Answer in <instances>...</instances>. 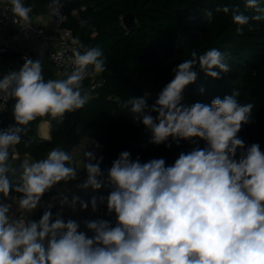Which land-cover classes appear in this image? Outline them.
Here are the masks:
<instances>
[{
    "label": "clouds",
    "instance_id": "9594fccd",
    "mask_svg": "<svg viewBox=\"0 0 264 264\" xmlns=\"http://www.w3.org/2000/svg\"><path fill=\"white\" fill-rule=\"evenodd\" d=\"M10 3L14 22L29 23L32 6L22 0ZM47 7L60 14V0H51ZM246 7L264 13L257 0H246ZM216 11L228 13L229 8ZM206 16L210 21L212 13ZM232 18L238 25L249 22L239 13ZM73 43L84 48L78 39ZM224 55L215 48L199 56L192 51L191 59L173 69L174 78L151 107L148 93L124 104L130 105L134 120L151 130L152 143L164 144L171 137L179 144L198 137L208 147L182 152L169 167L162 158L142 164L139 158L130 159L128 151L122 152L108 170V182L115 190L107 197V208L115 213V226L109 221H85L94 233L90 238L78 231L80 225L74 220L64 222L57 216L53 222L51 211H45L38 222H26L24 215L36 209L54 185L76 179L72 155L54 148L45 159L22 162L15 185L8 178L15 174L8 161L9 149L21 142L30 122L44 117L63 122L65 113L83 108L92 99L87 90L82 92V81L105 71L101 50H73L68 59L74 69L66 79L45 81L41 61L29 58L18 72L4 75L0 92L16 101L17 126L0 131V194L5 199L11 191L21 195L18 200L13 197L19 216L9 215L12 205L0 202V264H264V152L258 143L245 147L237 135L252 122L254 102L240 103L239 92H234L212 99L210 105L182 103L185 88L197 79L196 65L213 79L230 71ZM84 155L87 179L79 187L98 190L103 157L97 159L92 151ZM78 199L73 197V206ZM64 203L67 198L61 200ZM91 205L96 211L95 197ZM80 207L86 209L88 204L81 202Z\"/></svg>",
    "mask_w": 264,
    "mask_h": 264
},
{
    "label": "trees",
    "instance_id": "16d2710c",
    "mask_svg": "<svg viewBox=\"0 0 264 264\" xmlns=\"http://www.w3.org/2000/svg\"><path fill=\"white\" fill-rule=\"evenodd\" d=\"M50 2L22 0L25 6H32V18L46 12ZM62 5L68 14L66 25L73 30L80 44L84 48L101 50L105 71L90 75L86 80L82 92L87 90L92 99L83 108L65 113L63 122L51 117L37 118L25 126L21 142L14 146L20 154H30L39 161L54 148L71 154L81 140L94 138L99 145L94 147V155L97 159L103 157L100 168L106 175L103 202L96 201L97 221H109L115 226V213L107 208V197L115 190L108 182V170L122 152L128 151L130 159L139 158L142 164L162 158L165 167H169L182 152L208 147L207 142L198 137L180 140L179 144L169 137L164 144L156 145L151 142V130L134 120L130 105L124 107L129 99L143 97L145 93L149 94L147 103L151 107L157 94L174 78L173 69L191 59L192 51L199 56L210 49H218L225 54L224 62L230 71L213 79L196 65L193 70L197 72V79L185 88L182 103L189 107L197 102L210 105L216 97L223 99L239 92L237 100L240 103L254 102L255 107L252 122L244 125L237 135L244 140L245 147L258 143L264 152V19H252L255 15L264 16V13L246 7V0H74L62 2ZM82 6L86 9L82 10ZM225 6L229 8L228 13L216 11ZM257 7L264 9V0H257ZM209 11L212 13L210 21L206 16ZM74 12L79 15L75 16ZM130 12L135 13L137 23L127 29L123 18ZM234 13L249 17V22L236 24L232 18ZM237 28L241 31L237 32ZM11 58L10 54H0V61ZM36 60L41 61L45 81L58 79L48 57L42 55ZM88 69L91 72L92 66ZM99 80L102 85L91 88ZM15 102L11 99L8 104V121L15 122ZM152 115L155 117L157 113ZM44 119L51 124L49 139H42L37 133L36 126ZM134 146L137 149L133 150ZM236 158L239 159V150ZM75 168L76 179L60 183H77L87 174L84 165ZM4 201L0 194V202Z\"/></svg>",
    "mask_w": 264,
    "mask_h": 264
},
{
    "label": "built area",
    "instance_id": "2783aa9c",
    "mask_svg": "<svg viewBox=\"0 0 264 264\" xmlns=\"http://www.w3.org/2000/svg\"><path fill=\"white\" fill-rule=\"evenodd\" d=\"M65 1L74 0H60L59 15L52 14L49 8L46 11L56 26L55 30L52 31L41 23L36 22L32 17L27 24L15 23V18L10 10L12 7L10 0H0V54H10L12 56L11 59L0 61V79L9 72H18L25 63V58L36 61L42 55L51 60L58 79H66L67 75L71 74L74 65L69 62L68 58L73 55V50L79 49L81 51V48L79 45L73 43L76 40L74 32L66 25L68 14L64 11L62 5V2ZM81 9L85 10L86 6H82ZM89 76H86L82 81V87ZM97 85H102V81L99 80L91 88ZM11 99L3 92H0V131L17 126L15 122L6 120L8 104ZM96 145L97 142L94 138L81 140L70 154L73 157L71 166L76 167L78 160H82L81 166L87 163L88 161L84 153L86 151L94 153ZM9 150L11 151L10 160L13 162L10 161L9 166L15 170V174H9L8 178L9 180L15 178L19 181V175L22 172L21 163L27 161L31 164L36 162V160L30 154H20L16 146H12ZM13 153L15 154V159L12 158ZM101 172L102 176L98 179L102 181V187L98 190H94L91 187L87 189L79 187V185L86 181L87 174L77 183H58L54 185L50 189L51 191L41 198L36 209L24 214L26 222H38L42 217L39 215L41 212L51 211L53 213V222L57 216L64 222H67L69 219L74 220L80 225L78 231L84 232L89 238L92 237L94 233L87 229L85 221H97V212L93 211L91 200L93 197L96 198V201L101 200L103 191L106 188V175L103 171ZM13 197L17 198V200L19 198L18 194L10 193L4 202L12 205L9 215L19 216L20 213L17 211V204L14 203ZM73 197L79 198L75 206L72 205ZM64 198H67V203L62 205L61 200ZM81 202L87 203L88 207L82 210L80 207Z\"/></svg>",
    "mask_w": 264,
    "mask_h": 264
},
{
    "label": "crops",
    "instance_id": "0c3cea01",
    "mask_svg": "<svg viewBox=\"0 0 264 264\" xmlns=\"http://www.w3.org/2000/svg\"><path fill=\"white\" fill-rule=\"evenodd\" d=\"M75 16H78L79 14H78V12H74L73 13ZM36 22H38V23H41L42 25H44L47 29H49V30H55V23L53 22V20L48 16V14L46 13V12H44V13H41V14H39L38 16H36L35 18H33ZM43 121H46L47 123H48V126H49V136H44L43 134H42V122ZM38 128L40 129V131H39V129H38V136L40 137V138H42V139H49L50 137H51V124H50V121H48V120H41V121H39L38 122ZM11 153V151L9 150V154Z\"/></svg>",
    "mask_w": 264,
    "mask_h": 264
},
{
    "label": "water",
    "instance_id": "95a60500",
    "mask_svg": "<svg viewBox=\"0 0 264 264\" xmlns=\"http://www.w3.org/2000/svg\"><path fill=\"white\" fill-rule=\"evenodd\" d=\"M137 23L136 15L134 12L127 13L123 18V24L125 28L130 29L134 27ZM137 149V146L133 147V150Z\"/></svg>",
    "mask_w": 264,
    "mask_h": 264
},
{
    "label": "bare ground",
    "instance_id": "6f19581e",
    "mask_svg": "<svg viewBox=\"0 0 264 264\" xmlns=\"http://www.w3.org/2000/svg\"><path fill=\"white\" fill-rule=\"evenodd\" d=\"M41 124H42V134L44 136H49V126H48V123L46 121H43Z\"/></svg>",
    "mask_w": 264,
    "mask_h": 264
},
{
    "label": "rangeland",
    "instance_id": "374dc122",
    "mask_svg": "<svg viewBox=\"0 0 264 264\" xmlns=\"http://www.w3.org/2000/svg\"><path fill=\"white\" fill-rule=\"evenodd\" d=\"M36 129H37V133H39V132H38V129H39V128H38V124H37V126H36ZM39 131H40V129H39ZM40 132H41V131H40ZM9 157H11V154H9ZM10 161L12 162V160H9V161H8V164L11 163ZM9 162H10V163H9ZM12 163H13V162H12ZM81 165H82V160H78V163H77L76 167H77V168H78V167H81ZM10 181H11L12 184H14V183H16L17 179L14 178V179H12V180H10Z\"/></svg>",
    "mask_w": 264,
    "mask_h": 264
}]
</instances>
